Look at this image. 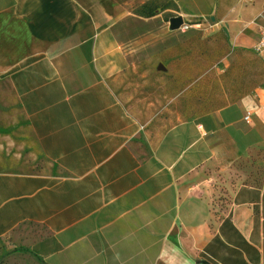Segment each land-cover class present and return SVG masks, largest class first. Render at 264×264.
I'll list each match as a JSON object with an SVG mask.
<instances>
[{
	"label": "crops",
	"instance_id": "0c3cea01",
	"mask_svg": "<svg viewBox=\"0 0 264 264\" xmlns=\"http://www.w3.org/2000/svg\"><path fill=\"white\" fill-rule=\"evenodd\" d=\"M187 1L255 47L264 0H0L22 131L0 133L1 241L44 264H264V84L170 123L132 106L152 39L137 30L163 43L171 18L155 19ZM29 138L48 170L25 171Z\"/></svg>",
	"mask_w": 264,
	"mask_h": 264
},
{
	"label": "rangeland",
	"instance_id": "374dc122",
	"mask_svg": "<svg viewBox=\"0 0 264 264\" xmlns=\"http://www.w3.org/2000/svg\"><path fill=\"white\" fill-rule=\"evenodd\" d=\"M180 4L179 9L172 6L155 19L167 24L172 17L182 16L184 20L181 28L159 34L163 43L157 42L156 29L137 30L147 32L152 39L149 45L138 46L141 60L137 61L133 79L136 93L132 106L152 123L199 116L232 103L264 84V59L254 48L232 45L224 28L217 24L221 14L193 10L190 1ZM123 47L128 49L127 45ZM20 116L14 93L0 81V133L16 140ZM27 140L25 171L48 170L47 160L37 153L32 140ZM261 166L256 165L250 175L264 181V166ZM15 249L0 240V264H41L28 253H11Z\"/></svg>",
	"mask_w": 264,
	"mask_h": 264
},
{
	"label": "built area",
	"instance_id": "2783aa9c",
	"mask_svg": "<svg viewBox=\"0 0 264 264\" xmlns=\"http://www.w3.org/2000/svg\"><path fill=\"white\" fill-rule=\"evenodd\" d=\"M247 2H254L256 0H246ZM264 18V17H262ZM254 51L264 59V27L260 28L258 42L254 47ZM247 119V118H246Z\"/></svg>",
	"mask_w": 264,
	"mask_h": 264
},
{
	"label": "trees",
	"instance_id": "16d2710c",
	"mask_svg": "<svg viewBox=\"0 0 264 264\" xmlns=\"http://www.w3.org/2000/svg\"><path fill=\"white\" fill-rule=\"evenodd\" d=\"M145 6L148 7L147 5L142 6V8H140V9H138V10L135 11L136 14H137V15H140V16H145V17H152V16L154 15V12H153V13H145V12L141 13V9H144ZM153 6H155V5H153ZM154 8H155V7H154ZM11 253H28V250H26V249H24V248H17V249H15V250H13ZM34 258H35L39 263L44 264L40 258H37V257H34Z\"/></svg>",
	"mask_w": 264,
	"mask_h": 264
},
{
	"label": "water",
	"instance_id": "95a60500",
	"mask_svg": "<svg viewBox=\"0 0 264 264\" xmlns=\"http://www.w3.org/2000/svg\"><path fill=\"white\" fill-rule=\"evenodd\" d=\"M184 24V20L181 16L173 17L169 20V29L171 31L177 30L181 28ZM203 264H209L207 262H204Z\"/></svg>",
	"mask_w": 264,
	"mask_h": 264
}]
</instances>
